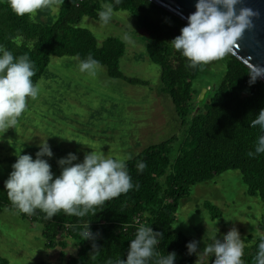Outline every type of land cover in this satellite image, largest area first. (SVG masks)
<instances>
[{"label":"trees","instance_id":"16d2710c","mask_svg":"<svg viewBox=\"0 0 264 264\" xmlns=\"http://www.w3.org/2000/svg\"><path fill=\"white\" fill-rule=\"evenodd\" d=\"M105 3H111L113 10L128 11L145 32L146 55L159 66L161 92L169 96L174 106L182 135L148 145L126 160L133 187L94 206L84 216L69 215L63 210L51 218H46L39 209L32 214L23 213L6 195L0 196V211L10 207L23 218L39 223L47 246L59 241L58 235L64 232V237L75 243V253L64 264L126 260L130 240L141 225L159 233L153 254L146 258L145 264H159L172 252L176 254L173 264H195V251L189 253L187 248L191 240L174 232L171 226L179 200L188 195L191 185L226 170H238L246 194L258 197L264 212V153L248 155L255 152L260 134L259 126L253 127L250 122L264 108V81L258 77L250 82L249 67L226 53L219 82L192 114L197 106L193 102L192 84L203 64L190 67L188 60L170 44L186 23L149 0H62L57 18L47 25L35 22L30 14L17 16L7 0H0V45L14 57L28 55L35 70L31 78L35 84L50 57L64 55L79 61L91 55L97 65L105 67L109 77L133 84L138 80L125 77L119 70L124 43L115 37L99 43L90 30L80 25L83 16L99 19L98 12ZM148 7L163 11L171 23L150 18ZM140 162L145 165L143 169L137 167ZM87 228L90 235L85 237ZM258 228L262 237L242 240L244 264H255L257 246L264 238V218ZM214 259L215 255L203 264H213ZM0 264L11 263L0 257Z\"/></svg>","mask_w":264,"mask_h":264},{"label":"rangeland","instance_id":"374dc122","mask_svg":"<svg viewBox=\"0 0 264 264\" xmlns=\"http://www.w3.org/2000/svg\"><path fill=\"white\" fill-rule=\"evenodd\" d=\"M61 1L50 0L48 6L31 13V19L52 24ZM148 12L152 19L171 23L163 11L148 7ZM80 25L90 30L99 43L107 37L121 40L125 53L119 70L138 81L132 84L111 78L101 65L95 66L94 74L81 72L76 57L51 56L36 82L37 97L26 98V108L14 128L0 130V196H7L4 180L16 155L29 153L35 158L40 139H48L53 155L45 158L53 173L59 175L57 161L69 152L77 155L74 163L81 162L85 152L91 150L125 162L148 145L182 135L174 106L161 92L159 66L147 57L145 32L133 16L125 10H113L106 24L100 18L83 16ZM225 58L203 64L192 84L193 102L197 104L192 114L219 82ZM263 218L262 202L246 194L240 172L226 170L189 187L188 195L179 200L171 226L174 232L196 243L194 263L203 264L215 255H204V249L216 239L222 240L232 228L239 231L241 240L262 237L258 225ZM41 229L39 223L23 218L19 211L3 207L0 257L11 264H64L75 253L74 241L61 232L60 240L47 246Z\"/></svg>","mask_w":264,"mask_h":264},{"label":"clouds","instance_id":"9594fccd","mask_svg":"<svg viewBox=\"0 0 264 264\" xmlns=\"http://www.w3.org/2000/svg\"><path fill=\"white\" fill-rule=\"evenodd\" d=\"M237 2L196 0L195 11L188 15L179 35L170 41L172 47L188 60L190 67L222 57L232 50L249 26V17L253 14L248 8L241 9L237 14L234 7ZM7 3L17 16H24L48 6L50 0H7ZM112 13V4L105 3L98 16L106 24ZM97 64L98 61L89 55L79 61L78 67L81 72L94 74ZM34 75L33 62L27 54L14 57L0 45V130L14 128L17 118L26 108V98L37 97L38 87L31 79ZM248 75L250 82L264 76V64L251 65ZM250 123L253 127L259 126L260 134L255 152L250 151L248 155L264 153V108ZM36 147L35 158L29 153L16 155L11 171L4 180L8 199L23 213L32 214L39 209L46 218H51L63 210L69 215L84 216L94 206L133 187L123 160L91 150L85 152L81 162L74 163L77 155L69 152L57 161L60 172L56 175L45 158L53 155L48 139H40ZM144 166L143 162L137 164L139 169ZM83 234L88 237L89 229ZM158 236L159 233H154L150 226L141 225L130 240L126 260L110 259L107 264H145L146 258L153 254ZM187 248L189 253L194 252L196 243H188ZM243 248L239 231L232 228L222 240L216 239L208 245L204 255L214 252L213 264H244L241 259ZM175 256V252L169 253L159 264H173ZM254 262L264 264V238L257 246Z\"/></svg>","mask_w":264,"mask_h":264},{"label":"water","instance_id":"95a60500","mask_svg":"<svg viewBox=\"0 0 264 264\" xmlns=\"http://www.w3.org/2000/svg\"><path fill=\"white\" fill-rule=\"evenodd\" d=\"M156 6L187 23V17L195 11L196 0H149ZM236 13L243 8L252 10L250 24L228 53L250 68L264 64V0H238ZM264 81V76L260 77Z\"/></svg>","mask_w":264,"mask_h":264},{"label":"built area","instance_id":"2783aa9c","mask_svg":"<svg viewBox=\"0 0 264 264\" xmlns=\"http://www.w3.org/2000/svg\"><path fill=\"white\" fill-rule=\"evenodd\" d=\"M138 220H139V219L137 218V219H136V222H137Z\"/></svg>","mask_w":264,"mask_h":264}]
</instances>
